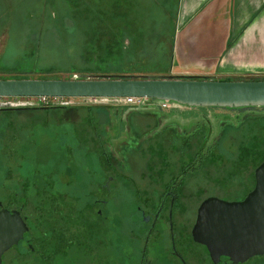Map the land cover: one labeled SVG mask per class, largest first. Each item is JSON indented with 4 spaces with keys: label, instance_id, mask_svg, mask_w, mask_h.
<instances>
[{
    "label": "flooded vegetation",
    "instance_id": "1",
    "mask_svg": "<svg viewBox=\"0 0 264 264\" xmlns=\"http://www.w3.org/2000/svg\"><path fill=\"white\" fill-rule=\"evenodd\" d=\"M73 102L49 107L77 106ZM86 103L98 106L103 117L100 129L90 119L94 142L79 149L98 160L99 176H83L90 168L83 161L76 166L66 162L44 175L38 170L23 172L24 162L12 160L26 136L19 129L6 133L11 144L7 159L4 143L0 144V211L19 212L26 225L22 238L1 254L0 264L6 259L11 264H240L225 256L214 262L207 245L194 240L192 230L204 200L240 201L253 188L240 198V182L248 178L240 165V126L248 122L244 141L264 126V112H255L259 106L225 107L223 112L229 111L235 120L219 121L214 133L206 122L190 130L163 125L160 109L183 106L177 103L160 107L148 100L130 105L117 98H80L77 107ZM30 108L42 107L0 111ZM77 119L76 123L86 120ZM8 120L0 117L4 131ZM85 127L77 126L78 132ZM109 127L127 134L121 145L108 134ZM235 135L239 139L230 153L225 141ZM250 168L254 174L255 168ZM122 185L128 194L122 193Z\"/></svg>",
    "mask_w": 264,
    "mask_h": 264
},
{
    "label": "rangeland",
    "instance_id": "2",
    "mask_svg": "<svg viewBox=\"0 0 264 264\" xmlns=\"http://www.w3.org/2000/svg\"><path fill=\"white\" fill-rule=\"evenodd\" d=\"M177 4L178 0H0V79L165 74L174 61L173 44L181 25L176 16ZM74 99L78 106L80 98ZM77 106L1 110L0 117L9 118L6 131L0 124L4 158L7 159L11 147L6 133L19 129L26 136L24 144L13 152L12 160L24 162L23 172L33 174L38 170L44 175L46 170L62 169L66 162L76 166L83 161L84 166L90 167L84 169L83 176H99L98 160L83 155L79 147L84 145L88 149L94 142L90 139V119H94L98 129L103 114L98 106ZM183 106L160 109L163 125L171 123L180 130H190L196 123L206 122L215 133L219 121L235 120L228 116L229 111L223 112L227 111L224 107ZM255 109L257 113L264 112V108ZM17 112L23 115H16ZM12 116L19 119L12 120ZM82 116L86 120L76 123ZM80 125H86L82 132L77 130ZM247 126L248 122L240 126V144ZM108 134L115 136L117 145L127 137L124 130L114 127H109ZM161 134L164 131L156 135ZM237 139L236 135L227 137L230 153L235 152ZM242 170L248 178L245 176V181L240 182V198L246 191L245 185H250L253 172L252 168ZM73 175H77L76 170ZM121 188L123 194H128L124 185ZM5 264L11 263L6 259ZM241 264H264V255L253 256Z\"/></svg>",
    "mask_w": 264,
    "mask_h": 264
},
{
    "label": "water",
    "instance_id": "3",
    "mask_svg": "<svg viewBox=\"0 0 264 264\" xmlns=\"http://www.w3.org/2000/svg\"><path fill=\"white\" fill-rule=\"evenodd\" d=\"M61 96L89 98L148 97L187 106H264L263 79L222 80L196 76H87L85 78L0 79V97ZM14 107L0 102V108ZM253 188L240 201L204 200L194 240L207 245L214 262L234 263L264 255V161L254 170ZM19 212L0 211V256L23 236Z\"/></svg>",
    "mask_w": 264,
    "mask_h": 264
},
{
    "label": "crops",
    "instance_id": "4",
    "mask_svg": "<svg viewBox=\"0 0 264 264\" xmlns=\"http://www.w3.org/2000/svg\"><path fill=\"white\" fill-rule=\"evenodd\" d=\"M174 61L160 76H264V0H178Z\"/></svg>",
    "mask_w": 264,
    "mask_h": 264
},
{
    "label": "built area",
    "instance_id": "5",
    "mask_svg": "<svg viewBox=\"0 0 264 264\" xmlns=\"http://www.w3.org/2000/svg\"><path fill=\"white\" fill-rule=\"evenodd\" d=\"M89 99H93V98H89ZM117 99H120L121 101H123V103L130 105L140 104L148 100L151 102L152 105H156L160 107H168L170 102V101H159L148 97H134V96L117 98ZM74 100H75L74 97H61V96L0 97V102L12 103L14 107H19V106L49 107L55 105H67V104H73ZM86 100L87 99H83V101Z\"/></svg>",
    "mask_w": 264,
    "mask_h": 264
},
{
    "label": "trees",
    "instance_id": "6",
    "mask_svg": "<svg viewBox=\"0 0 264 264\" xmlns=\"http://www.w3.org/2000/svg\"><path fill=\"white\" fill-rule=\"evenodd\" d=\"M50 72V71H45ZM210 78V77H204ZM264 76H255V77H234L230 79H222V80H232V79H263ZM52 108V107H42L41 109ZM54 108V107H53ZM40 109V108H39ZM250 134V135H249ZM246 140L243 141L240 149V165L245 168L253 167L255 168L261 161L264 160V126H261L258 131H251L249 133ZM253 173V172H252ZM251 173L252 182L250 185H245L246 191L251 189L254 186L255 178L254 174ZM244 186V187H245ZM245 191V192H246Z\"/></svg>",
    "mask_w": 264,
    "mask_h": 264
}]
</instances>
